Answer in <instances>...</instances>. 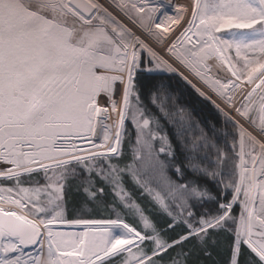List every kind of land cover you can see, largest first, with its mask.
<instances>
[{"label": "snow or ice", "instance_id": "snow-or-ice-1", "mask_svg": "<svg viewBox=\"0 0 264 264\" xmlns=\"http://www.w3.org/2000/svg\"><path fill=\"white\" fill-rule=\"evenodd\" d=\"M0 264H264V0H0Z\"/></svg>", "mask_w": 264, "mask_h": 264}, {"label": "rangeland", "instance_id": "rangeland-1", "mask_svg": "<svg viewBox=\"0 0 264 264\" xmlns=\"http://www.w3.org/2000/svg\"><path fill=\"white\" fill-rule=\"evenodd\" d=\"M174 2L179 4V3H184L185 0H174ZM213 99H216V98L213 97ZM217 102H219V101H217ZM207 109H208V112H209L210 115H214L215 114V110L212 108V106L210 104L207 105ZM67 230H69V229H67Z\"/></svg>", "mask_w": 264, "mask_h": 264}, {"label": "bare ground", "instance_id": "bare-ground-1", "mask_svg": "<svg viewBox=\"0 0 264 264\" xmlns=\"http://www.w3.org/2000/svg\"><path fill=\"white\" fill-rule=\"evenodd\" d=\"M69 230H71V229H69Z\"/></svg>", "mask_w": 264, "mask_h": 264}]
</instances>
